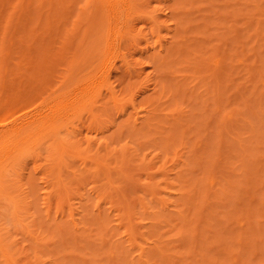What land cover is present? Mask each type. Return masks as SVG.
Returning <instances> with one entry per match:
<instances>
[{"label":"rangeland","instance_id":"rangeland-1","mask_svg":"<svg viewBox=\"0 0 264 264\" xmlns=\"http://www.w3.org/2000/svg\"><path fill=\"white\" fill-rule=\"evenodd\" d=\"M98 2L0 0V124L101 89L0 154V264H264V0Z\"/></svg>","mask_w":264,"mask_h":264},{"label":"bare ground","instance_id":"bare-ground-1","mask_svg":"<svg viewBox=\"0 0 264 264\" xmlns=\"http://www.w3.org/2000/svg\"><path fill=\"white\" fill-rule=\"evenodd\" d=\"M98 0H96V2H97ZM99 2H102V3H104L103 4V6H105V7H107L106 5L108 4L107 2H106V0H99ZM99 2H98V4H99ZM107 3V4H106ZM98 4L96 3V5H97V7H99L98 6ZM106 4V5H105ZM84 6V5H83ZM82 6V7H83ZM101 7H102V5H100ZM96 7V8H97ZM96 8H94V14H93V18L95 17L94 15H96V16H98V15H100V16H98L97 17V22H98V19H99V22H100V25H101V23L103 24V21H106L107 22V24H109V26H108V28L111 26V24H110V21H112L111 19H112V17H113V14L112 13H108V10H109V8H108V10H105V11H107L105 14H103L104 16H106V18L105 17H103V15H101L102 13H100L101 12V9H100V11H98V9H96ZM102 8H104V7H102ZM80 9L81 10H79L80 12L78 13V19L80 18V19H82V15L83 14H85V15H87V16H89V14H90V16L87 18V17H85V19H88V21L86 20V25L88 24V22L91 20L92 21V19L90 18V17H92L91 15H92V13L90 12V13H85L86 11V9H85V7H83V8H81L80 7ZM95 9H96V11H95ZM107 9V8H106ZM111 10H109V12H110ZM92 12H93V10H92ZM97 12H98V14H97ZM100 13V14H99ZM104 13V12H103ZM105 18V20H103V18ZM154 18V17H153ZM152 20H154V19H152ZM90 21V22H91ZM89 22V23H90ZM93 23V22H92ZM91 23V24H92ZM90 24V25H91ZM85 25V27L82 25V27H83V29H82V31L83 32H81L80 34V41H78V43L79 44H77V45H79V46H77L78 48L77 49H81L80 50V52H81V58H82V55H83V57L85 56V58L84 59H89V57L88 58H86L87 57V54L88 55H90L89 54V51H93V48H97V45H98V43H99V41H100V39H101V35L102 34H97L98 32H99V29L97 28V26H96V29H97V31H96V33L94 32L95 31V28L93 27V25H91V27H90V25L88 24L87 26ZM89 26V27H88ZM92 27L94 28L93 30H92ZM98 27H99V23H98ZM100 27H102V25L100 26ZM111 28V27H110ZM80 29H81V27H80ZM101 29V28H100ZM79 30V29H78ZM109 30V29H108ZM94 32L93 34L95 35V36H93V38H92V35L90 36V34H91V32ZM97 35V36H96ZM145 35V34H144ZM90 36V37H89ZM79 37V36H78ZM89 38H90V40H89ZM87 40V41H86ZM89 44V45H88ZM76 52L78 53L79 51L78 50H76ZM79 54V53H78ZM80 55H77V56H79V58H80ZM76 58H78V57H76ZM78 58V59H79ZM84 59H83V62H84ZM81 60V59H80ZM79 64V63H78ZM84 65H85V63H84ZM73 66V65H72ZM142 69V68H141ZM87 77H88V75H87ZM91 83V81L89 82V83H87L85 86H82V87H77V88H75L74 90H73V92L75 93V94H78V97L76 98V99H71V98H69L68 99V101H65V102H62V103H60L59 104V102L57 103V105H54V108L53 109H50L49 111H48V109L47 108H45V105L43 104V100H41L42 102H41V104L40 103H38L35 107V115L33 116V115H29L28 113H25V114H23V115H21V116H16L15 117V120L14 121H12V123H11V126H8L7 124H4V123H1L0 124V154L2 153V152H4V150L8 147V145H10V144H14V147L12 148V152H14V151H17L18 149H19V147H21V146H23L24 145V143H25V141L26 140H28L30 137H31V134L32 133H34V131H35V129H37V127L38 126H40V125H42L43 123H45L46 122V120H49V119H54V120H60L63 116H65V115H67V114H69L70 112L71 113H73V114H77L78 113V111H80L81 109H86L85 111H87L88 113L89 112H94L93 111V109H95L94 107H93V105H94V102H95V99L96 98H98L99 97V95H100V90L99 89H96V86L94 85V84H90ZM110 93H113V96H115V91L114 90H111V92ZM96 95H98V97H96ZM110 96H112V94H110ZM112 96V97H113ZM115 99H116V96H115ZM132 99H134V98H130V100H132ZM114 100V99H113ZM131 103H133V101L131 102ZM39 104H40V106H39ZM42 105H43V107H42ZM89 106V107H85V106ZM92 105V106H91ZM132 105V104H131ZM15 108H13V106H8V108L7 109H5V113H9L8 115H13L14 114V110ZM49 112V113H48ZM133 113V112H132ZM136 113V112H135ZM137 113H138V111H137ZM93 114V113H92ZM136 115V114H135ZM140 116V115H139ZM93 118H95V117H93ZM133 119V118H132ZM137 119H139V117H138V115L135 117V120H137ZM81 121V120H80ZM135 122V121H134ZM60 130H57L53 135H54V137H58V136H60V132H59ZM79 131H81V130H79ZM31 133V134H30ZM26 135V136H25ZM62 139H64V138H62ZM87 141H89V140H87ZM62 143H64L63 141H61ZM61 143V144H62ZM88 143H90V142H88ZM101 145V144H100ZM5 146H7V147H5ZM9 149V148H8ZM14 149V150H13ZM10 150H11V148H10ZM9 150V151H10ZM11 151H10V154L12 153ZM60 155H62V154H60ZM61 157V156H60ZM4 159L5 158H1V160H0V163L2 162V161H4ZM60 159V158H59ZM52 169H54V167H56V166H53L52 165ZM58 169H59V167H58ZM1 170L2 169H0V172H1ZM56 170V169H55ZM60 170V169H59ZM2 172H4V171H2ZM0 173V192H2V193H0V198H1V195L3 194V193H6V190L7 189H5V192H3L4 191V187H5V185H7V184H5L4 182V179H1V177H2V175H4L3 173ZM3 178V177H2ZM2 180L4 181V182H2ZM210 182V181H209ZM2 183L3 184H5V185H2ZM210 183H212L213 184V181H211ZM8 186V185H7ZM13 186V185H12ZM9 187V186H8ZM8 187H5V188H8ZM9 190H10V188H9ZM7 194V193H6ZM5 194V195H6ZM9 195V194H8ZM3 196H4V194H3ZM19 202V201H18ZM16 204H17V202H15ZM16 207V206H15ZM16 209V208H15ZM141 253V252H140ZM143 253V252H142ZM143 255V254H142ZM10 258V257H9ZM11 259V258H10ZM237 260V259H236ZM11 261H12V259H11Z\"/></svg>","mask_w":264,"mask_h":264}]
</instances>
